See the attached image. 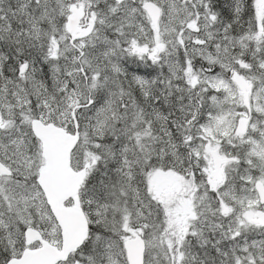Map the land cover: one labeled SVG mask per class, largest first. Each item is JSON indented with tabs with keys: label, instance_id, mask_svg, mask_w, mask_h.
Here are the masks:
<instances>
[{
	"label": "snow or ice",
	"instance_id": "6c2138e0",
	"mask_svg": "<svg viewBox=\"0 0 264 264\" xmlns=\"http://www.w3.org/2000/svg\"><path fill=\"white\" fill-rule=\"evenodd\" d=\"M0 264H264V0H0Z\"/></svg>",
	"mask_w": 264,
	"mask_h": 264
}]
</instances>
